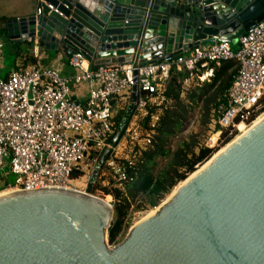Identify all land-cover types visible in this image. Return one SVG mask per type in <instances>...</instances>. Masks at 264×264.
<instances>
[{
  "label": "water",
  "instance_id": "95a60500",
  "mask_svg": "<svg viewBox=\"0 0 264 264\" xmlns=\"http://www.w3.org/2000/svg\"><path fill=\"white\" fill-rule=\"evenodd\" d=\"M39 8L5 21L16 57L24 44L110 68L178 59L212 42L237 46L264 18V0H39ZM133 82L112 146L136 104L135 74ZM108 154L84 192L0 197V264H264V119L114 246L113 207L92 195Z\"/></svg>",
  "mask_w": 264,
  "mask_h": 264
},
{
  "label": "built area",
  "instance_id": "2783aa9c",
  "mask_svg": "<svg viewBox=\"0 0 264 264\" xmlns=\"http://www.w3.org/2000/svg\"><path fill=\"white\" fill-rule=\"evenodd\" d=\"M39 3L36 16L40 15ZM3 42L0 40V56ZM237 50L227 43L199 45L178 59L132 63L110 68H91L76 53L69 58L74 74L61 77L56 71L29 66L0 79V170L8 165L14 182L3 192L74 190L70 176L81 169L90 154L115 146L107 144L113 135V101L131 102L133 74L136 75V108L142 110L167 81L171 71L187 74V81H208L210 65L236 61L237 72L217 106L215 128L207 146L213 148L221 130L248 128L264 109V18L240 37ZM186 81V82H187ZM70 86L78 90L77 100ZM83 90V91H82ZM238 133V132H237ZM109 166H113L112 160Z\"/></svg>",
  "mask_w": 264,
  "mask_h": 264
},
{
  "label": "trees",
  "instance_id": "16d2710c",
  "mask_svg": "<svg viewBox=\"0 0 264 264\" xmlns=\"http://www.w3.org/2000/svg\"><path fill=\"white\" fill-rule=\"evenodd\" d=\"M3 31L0 29V40L4 37ZM23 61L31 65L35 62L28 56H25ZM209 67L213 74L206 82L187 81V74L171 71L162 87L151 98L145 97L147 103L142 110L134 106L130 117H135V121L132 135L127 139L128 150L121 158H114L111 154L107 156L99 172L103 178L99 177L93 190L103 192L113 201L114 219L106 235L109 245L117 244L124 235L129 227L130 213L141 208L138 205L156 208L180 183L238 137L235 130H221L216 145L213 148L207 146L208 140L217 131L216 109L225 100L226 91L237 72V62L225 61L218 66ZM114 102L115 100L113 106ZM124 104L119 103L121 107ZM125 111L124 106L116 116L113 115L114 133L107 140V144H111ZM263 111L264 109H261L259 114ZM130 119L121 132L119 141L126 135ZM189 124H195L197 131L191 133L186 141L171 151L170 139L181 133ZM93 155L96 154H90V158ZM159 159H167V164L163 170L155 172ZM111 160L113 166H109ZM103 173L110 175L105 178ZM82 174L81 169H76L70 179L82 177ZM103 180L107 182L106 187L101 186ZM138 201L139 204L136 205Z\"/></svg>",
  "mask_w": 264,
  "mask_h": 264
},
{
  "label": "rangeland",
  "instance_id": "374dc122",
  "mask_svg": "<svg viewBox=\"0 0 264 264\" xmlns=\"http://www.w3.org/2000/svg\"><path fill=\"white\" fill-rule=\"evenodd\" d=\"M35 7H36V0H3L1 5H0V17H2L1 13H3V11L5 9H6V11H8V10L10 11L9 12L10 17L6 16L8 19H10V18L19 19V18H23L24 16L27 17L30 15H33V13L35 12ZM1 30L2 31L4 30L2 32L4 34L5 29L2 28ZM1 41L3 42L4 45H3V49H2V55L0 56V79H3L7 75V73H9L10 71L13 70V68L15 66V62L17 60V57L11 51L10 44H8V42L6 41V34H4V37L1 38ZM233 47H234L233 51H236L238 48V46H233ZM18 49L22 52V54H26V53H29L32 51L31 48H29L27 45H24V44L19 45ZM47 53L50 56L49 61H51L53 59L52 57L54 56L55 52L49 51ZM71 92H72V90H71ZM129 104H130V102H127L123 105V107L125 106L126 111L128 109ZM123 107H121L118 104L113 110V115L116 116V114L119 112V110L122 109ZM126 111H125V113H126ZM196 113L198 116V112H196ZM130 120H131V123L125 132L126 135L121 139V141H119L117 146H115L114 148L111 149L112 157H114V158H121V157L125 156V154L128 150L129 141L127 139L129 136L132 135L131 133H132V129L134 126L135 117L131 118ZM250 127H248V128H250ZM196 131H197L196 125L195 124L194 125L189 124L188 126H186L184 128V130L181 133H177L173 138L170 139L169 149L171 151H174L182 142L186 141L187 137L191 133H194ZM243 132H241L240 134H242ZM99 155H101V153ZM99 155H97V154L93 155L92 158H90V156H89L84 161V163L82 164V168H81V170L83 171L82 177L71 180V185L73 187H75L77 189H81V190H85L87 188V184L89 182V179H90L92 173L95 170V166H96L97 161L99 159ZM166 164H167V159H159L157 161V166H156L155 172H159V171L163 170L166 167ZM109 175L110 174H108V173H103V176L105 178L108 177ZM99 177L103 178L102 174L101 175L98 174L96 181L99 179ZM13 182H14V176L12 174H10L9 167H8V165H6V166H4V168H2L0 170V194L1 193L2 194L9 193V192H3V188L5 187V184L11 185V184H13ZM101 186L106 187L107 182L103 180L101 182ZM92 195L94 197H97V198H102L105 200V202L110 203L112 205L113 201H112L111 197L108 198L107 196L104 195L103 192H101L99 190L94 191L92 193ZM168 198H169V196L166 197L156 208H152V209L150 207H148L147 205L146 206L141 205V204L138 205L139 201L136 202V205L141 206V208L139 210H136V211L134 210L133 212L130 213L129 227L127 228V230L125 231V233L121 237V239H119L118 243L122 242V240L127 236L129 230L134 226V224H136L137 222H140V220H142V218H145V216L148 213H150L151 211H153L154 209L159 208V206H161L164 202H166L168 200ZM114 245H116V244H114ZM114 245H110V246H114Z\"/></svg>",
  "mask_w": 264,
  "mask_h": 264
},
{
  "label": "crops",
  "instance_id": "0c3cea01",
  "mask_svg": "<svg viewBox=\"0 0 264 264\" xmlns=\"http://www.w3.org/2000/svg\"><path fill=\"white\" fill-rule=\"evenodd\" d=\"M2 1L3 0H0V5H1ZM38 3H39V0H36L35 12H36V8H37ZM9 12H10L9 10L6 11V9H5L3 11V13H1L2 17H0V29H2L4 27L5 21L9 20L6 17V16L10 17ZM10 19H12V18H10ZM20 56L21 57H17L18 59L16 60L15 66H14L12 71H15L19 68H27L29 66H39L42 68L52 69V70L56 71L61 77H65V78H68L74 74V70L69 66V59H67L64 56V54H62V52H55L54 56L52 57L53 59L51 61H49L50 56L47 53V51L36 46L35 48L32 49L31 52L26 53V54H22ZM25 56L32 57L35 60L34 65H31L29 63L25 64L23 61ZM12 71L7 73V75L3 79H6ZM70 90H72V93H74L76 95L78 94L77 93L78 90H75V88H73L72 86H70ZM76 98H77V100H80V99H82V96L77 95ZM119 103H120V101L118 99L115 100L114 106H117Z\"/></svg>",
  "mask_w": 264,
  "mask_h": 264
},
{
  "label": "bare ground",
  "instance_id": "6f19581e",
  "mask_svg": "<svg viewBox=\"0 0 264 264\" xmlns=\"http://www.w3.org/2000/svg\"><path fill=\"white\" fill-rule=\"evenodd\" d=\"M263 115V114H262ZM264 119V115L261 117V119H256L253 123H252V126L250 127V128H245L244 126H242V125H239L238 126V128H237V132H238V135L241 133V132H243L242 134H240L238 137H236L231 143H229V145H227V146H225L223 149H220L213 157H212V159L211 160H213L217 155H219L222 151H224L226 148H228L229 146H231L233 143H235L238 139H240L243 135H245L249 130H251L256 124H258L261 120H263ZM247 129V130H246ZM246 130V131H245ZM211 160H209V161H207L203 166H200L192 175H190L189 177H188V179H187V181H185V182H188L191 178H193L194 176H196V174L203 168V167H205ZM185 182L184 183H180L173 191H172V193L169 195V198L172 196V195H174L184 184H185ZM9 194H13V192L11 191V192H9V193H7V194H0V197L1 196H7V195H9ZM168 198V199H169ZM105 201V200H104ZM107 203V202H106ZM158 210V208L157 209H155V210H153V211H151L150 213H148L146 216H145V218H147V217H149V216H151V215H153L156 211ZM145 218H142V220H144ZM142 220H140V221H142ZM139 222H137L136 224H134V226L133 227H135L137 224H138ZM132 227V228H133Z\"/></svg>",
  "mask_w": 264,
  "mask_h": 264
}]
</instances>
